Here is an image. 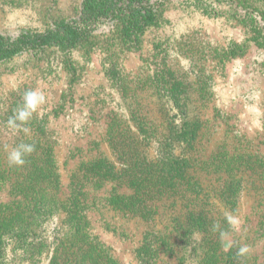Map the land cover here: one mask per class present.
<instances>
[{
    "label": "rangeland",
    "instance_id": "1",
    "mask_svg": "<svg viewBox=\"0 0 264 264\" xmlns=\"http://www.w3.org/2000/svg\"><path fill=\"white\" fill-rule=\"evenodd\" d=\"M82 1L0 0V35L43 32L54 19L76 18ZM106 28L71 53L26 52L0 64V160L20 143L51 149L63 197L70 193L73 175L79 171L83 177L84 162L102 155L117 169L122 167L110 146L112 133L116 152L141 141L145 161L165 164L168 158H188L192 168L187 180L179 181L177 196L160 198L153 218L144 211L115 209L108 201L115 189L112 183L94 188L86 182L87 246L67 247L58 260L76 264L80 257L98 264L93 260L101 252L100 264H143L141 249L151 238L158 264H264V184L259 187L256 177V186L248 179L242 187L232 186L238 192L236 203L223 201L221 195L237 161L246 167L244 159H229L234 151L264 158V0H169L157 23L132 48ZM70 61L76 74L69 69ZM30 89L41 92L45 102L25 124L12 129L7 121ZM174 89L180 92L179 107L169 93ZM192 121L201 128L197 138L192 145L179 142L174 132ZM196 181L199 197L205 190L210 196L203 208L211 221V248L207 252L205 242L190 253L188 239L177 235L169 216L174 201L180 216L193 208L196 194L189 184ZM118 192L135 194L129 185ZM11 194L10 187L2 188L0 203L11 200ZM225 213L239 219V231L230 229ZM63 220L60 214L38 229L40 241L48 246L39 264H52L59 237L56 245L51 242ZM214 224L230 232V251H223ZM28 243L10 244L12 264L22 262ZM241 245L251 249L244 258L236 256Z\"/></svg>",
    "mask_w": 264,
    "mask_h": 264
},
{
    "label": "trees",
    "instance_id": "2",
    "mask_svg": "<svg viewBox=\"0 0 264 264\" xmlns=\"http://www.w3.org/2000/svg\"><path fill=\"white\" fill-rule=\"evenodd\" d=\"M167 1L169 0H83L76 18L54 19L43 32L22 31L16 37L0 35V64L26 52L40 53L57 49L71 53L72 50L87 43L102 27L115 32L125 47L138 46L146 29L157 23L161 7ZM69 69L76 74L77 70L71 61ZM169 93L177 107L182 105L179 99L180 92L177 89ZM200 129L197 122H185L180 131L174 132V136L179 142L192 145ZM113 134H108L110 146L112 145L122 167L117 169L116 163L102 155L84 162V166L81 167L84 171L83 177H80L79 171L73 175L70 179V193L64 197L61 194L60 174L51 149H35L25 157L26 163L23 166L10 165L8 153L0 160V190L8 186L12 193L11 200L0 203V264H12V261H15L8 257L7 250L10 244L26 242L29 243L25 244L21 254L22 262L18 264H28V262L39 264V258L47 251L48 246L44 241H40L37 231L47 221L60 214L64 215V220L51 242L52 246L56 245L59 237L57 251L55 249L51 263L66 264L58 260V254L67 247L82 243L87 246L89 235L85 218L88 207L86 190L84 191L86 182L91 183L94 188H100L105 183H112L115 189L108 201L113 203L115 209L127 210L133 214L136 211H144L146 213L144 215L151 218L157 214V203L163 201L160 199L162 196H177L179 181L187 180L188 170L192 168L191 161L186 160L188 158H168L165 164L147 162L141 141L136 144L131 142L130 149L116 152L118 147L113 144ZM169 140L173 141L171 137ZM6 152L8 151L4 154ZM232 158L246 160V167L237 161L235 175L233 174L231 181L225 183V187L221 189V195L223 201L227 202L226 199H231V203H236L238 192L232 186L242 187L246 179L256 186L257 177L260 179L259 187H263L264 158L238 151H234L229 156V159ZM90 174L93 175V179L89 177ZM123 185L134 187L135 194L128 196L119 192L115 193V190ZM189 185L196 194L191 200L193 208L180 216L174 211L176 202H172L170 206L173 214L169 216V221L174 225L177 235L182 239H188L187 252L196 251L205 242V249L209 252L211 247L207 237H209L211 221H209L207 210L203 208L210 199L209 192L205 190V194L199 197L200 183L196 181ZM176 186L177 188L174 189ZM236 190L239 189L236 188ZM155 201L157 202L153 206ZM146 242L141 249L143 256L141 262L158 264V256L151 246V238H148ZM89 255L90 250L86 256L89 257ZM101 258L102 253L98 252V256L92 260L100 264ZM76 264L90 263L77 257Z\"/></svg>",
    "mask_w": 264,
    "mask_h": 264
},
{
    "label": "clouds",
    "instance_id": "3",
    "mask_svg": "<svg viewBox=\"0 0 264 264\" xmlns=\"http://www.w3.org/2000/svg\"><path fill=\"white\" fill-rule=\"evenodd\" d=\"M45 102V96L37 90H27L23 96V105L13 112L9 117L7 125L12 129H17L25 124L37 110L38 106ZM19 122V123H18ZM27 133L28 129H23ZM35 150L34 144L20 143L11 151L8 152V162L12 166H23L26 163L25 157L30 155ZM225 219L232 231H239L240 221L231 213H225ZM213 231L219 232L221 247L224 252L230 251L234 245L230 236V232L221 230L219 224L213 225ZM251 249L247 245H241L237 248L236 256L244 258L249 255Z\"/></svg>",
    "mask_w": 264,
    "mask_h": 264
}]
</instances>
